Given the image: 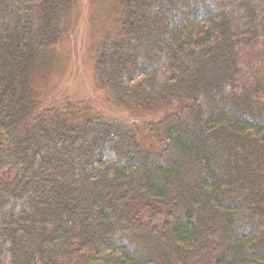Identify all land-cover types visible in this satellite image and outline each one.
<instances>
[{
    "label": "trees",
    "instance_id": "1",
    "mask_svg": "<svg viewBox=\"0 0 264 264\" xmlns=\"http://www.w3.org/2000/svg\"><path fill=\"white\" fill-rule=\"evenodd\" d=\"M109 1L96 78L152 138L35 87L76 0H0V264H264V0Z\"/></svg>",
    "mask_w": 264,
    "mask_h": 264
},
{
    "label": "rangeland",
    "instance_id": "2",
    "mask_svg": "<svg viewBox=\"0 0 264 264\" xmlns=\"http://www.w3.org/2000/svg\"><path fill=\"white\" fill-rule=\"evenodd\" d=\"M76 2L70 10L71 19L67 21L61 39L52 47L51 57L36 74L35 87L40 90V96H54L58 102L55 109L68 105L83 117L100 114L134 123L145 134V139L152 138L147 125L163 112L137 114L114 103L96 78V50L108 38L115 14L114 3L109 0ZM148 146L152 147V144L148 143Z\"/></svg>",
    "mask_w": 264,
    "mask_h": 264
}]
</instances>
